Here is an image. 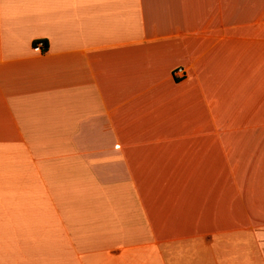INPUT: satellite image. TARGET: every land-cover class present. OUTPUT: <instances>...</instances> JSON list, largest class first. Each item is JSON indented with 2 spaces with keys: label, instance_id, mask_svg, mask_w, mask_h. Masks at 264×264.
I'll use <instances>...</instances> for the list:
<instances>
[{
  "label": "crops",
  "instance_id": "1",
  "mask_svg": "<svg viewBox=\"0 0 264 264\" xmlns=\"http://www.w3.org/2000/svg\"><path fill=\"white\" fill-rule=\"evenodd\" d=\"M0 264H264V0H0Z\"/></svg>",
  "mask_w": 264,
  "mask_h": 264
},
{
  "label": "built area",
  "instance_id": "2",
  "mask_svg": "<svg viewBox=\"0 0 264 264\" xmlns=\"http://www.w3.org/2000/svg\"><path fill=\"white\" fill-rule=\"evenodd\" d=\"M36 47L42 50L44 48V44L42 42H39L36 44ZM173 76L182 78L184 76V70L181 67L174 69Z\"/></svg>",
  "mask_w": 264,
  "mask_h": 264
},
{
  "label": "rangeland",
  "instance_id": "3",
  "mask_svg": "<svg viewBox=\"0 0 264 264\" xmlns=\"http://www.w3.org/2000/svg\"><path fill=\"white\" fill-rule=\"evenodd\" d=\"M100 140H102V139H100ZM91 145L90 144H88V143H84V146H83V150H87V151H89L90 149H91Z\"/></svg>",
  "mask_w": 264,
  "mask_h": 264
},
{
  "label": "trees",
  "instance_id": "4",
  "mask_svg": "<svg viewBox=\"0 0 264 264\" xmlns=\"http://www.w3.org/2000/svg\"><path fill=\"white\" fill-rule=\"evenodd\" d=\"M39 42H42L44 44V47L46 48L47 43H46V41H43V40H41V41H35L34 42V46H36V44L39 43Z\"/></svg>",
  "mask_w": 264,
  "mask_h": 264
}]
</instances>
